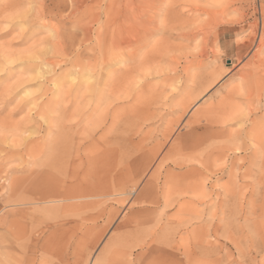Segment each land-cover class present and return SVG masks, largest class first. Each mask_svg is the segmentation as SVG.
Masks as SVG:
<instances>
[{
    "label": "rangeland",
    "instance_id": "rangeland-1",
    "mask_svg": "<svg viewBox=\"0 0 264 264\" xmlns=\"http://www.w3.org/2000/svg\"><path fill=\"white\" fill-rule=\"evenodd\" d=\"M29 2L0 0V38H39L16 15ZM67 2L43 0L61 17ZM72 2L81 19L63 23L64 55L44 57L54 75L29 81L31 102L0 108L13 133L0 137V264H89L117 234L112 264L220 259L251 233L249 258L264 257L261 136L250 131L264 115V0ZM240 106L249 117L235 139Z\"/></svg>",
    "mask_w": 264,
    "mask_h": 264
},
{
    "label": "snow or ice",
    "instance_id": "snow-or-ice-1",
    "mask_svg": "<svg viewBox=\"0 0 264 264\" xmlns=\"http://www.w3.org/2000/svg\"><path fill=\"white\" fill-rule=\"evenodd\" d=\"M213 6L220 7L222 5L217 4ZM77 7L78 6L73 3L72 0H68L63 9V16L61 17L59 14L53 15L47 13L43 0H31L21 11L16 13L17 16H21L22 18L30 17L35 20L33 29L36 31L39 38L32 40L31 43H28V39L22 37L21 33H18L17 36L13 37L11 40L0 38V59L4 61L0 63V76H7L9 73L13 74L9 77L10 83L6 86L5 91L0 94V108L7 109L11 106L12 110L15 111L16 107L22 102H31L33 99L37 98L36 92L32 90L35 85H29V81L42 82L48 75H54L53 69L47 66L44 57L49 52L58 56L64 55L60 47L63 23L72 22L73 24H77L80 21V14L76 11ZM21 32H23V29ZM40 33H43V35H40ZM14 41L19 42L14 43ZM72 58L71 55L64 56L65 62L70 61ZM36 64L40 65L41 71L36 72L34 75L26 74L25 65ZM54 67L59 68V64ZM74 82L75 80L73 79V83ZM68 90H71V85L68 86ZM240 94H244L243 84L240 86ZM233 115L238 118L236 120V126H234L232 130L233 137L239 139L241 130L244 129L245 123L248 122L249 111L246 107L240 106ZM24 118L25 117H21L22 120ZM259 133L261 136V143L258 146V151L262 166H264V120L260 121ZM12 134V131L8 130L6 125L0 124V137H9L12 136ZM9 144L11 147L20 146L15 142L14 138L9 141ZM252 147L255 148L257 145L253 142ZM235 150L237 152L241 151L238 146ZM12 166L13 165H9V167ZM219 166L220 165H218V167ZM261 222L264 224V216L261 217ZM222 223L226 229L231 230V224L223 220ZM152 227L155 226H151L147 231L151 232ZM254 240L255 233H251L247 238V243L243 240L236 241L234 245L235 251L233 253L221 250L220 259L213 260L202 258L197 264H264V257L259 260H254L250 259L248 256V253L253 247ZM260 240L262 245H264V229H262L260 233ZM261 250L264 251V247H262ZM21 264H27V262H21ZM39 264H46V262L41 260ZM97 264H100V261H97ZM107 264H112V262L109 261ZM117 264H135V261L125 255ZM149 264H161V262L152 260Z\"/></svg>",
    "mask_w": 264,
    "mask_h": 264
},
{
    "label": "bare ground",
    "instance_id": "bare-ground-1",
    "mask_svg": "<svg viewBox=\"0 0 264 264\" xmlns=\"http://www.w3.org/2000/svg\"><path fill=\"white\" fill-rule=\"evenodd\" d=\"M263 24V23H262ZM264 26V25H263ZM255 58V57H254ZM219 106H221V105H219ZM261 120H264V115H263V117L260 119V120H253V126L251 127V129H250V131L251 132H254L255 134H258V129H259V125H260V121ZM183 121V120H182ZM199 120H197L196 122H198ZM192 134H189V136H187V137H190ZM185 138V137H184ZM185 141H186V139H185ZM185 141H184V143H185ZM202 139H200V138H198V139H196V141H195V144L193 145V146H191V145H189V144H187V145H184V147H183V142H178L177 143V146L175 147V152H174V154H179L182 150H191L193 147L197 150L200 146H202ZM172 149V148H171ZM167 151V150H166ZM166 153V152H165ZM171 153H172V151H171ZM167 154V153H166ZM151 157H152V155H151ZM176 163V162H175ZM183 163V162H182ZM182 165V164H181ZM193 174H194V172H193ZM189 175V174H188ZM179 176V175H178ZM177 177V176H176ZM180 178V177H179ZM178 179V178H177ZM174 180V179H173ZM182 180V179H181ZM178 181V180H177ZM185 182H186V180H184ZM170 185L169 186H167V190L168 191H172V190H174L175 189V183L174 182H172V181H170V183H169ZM52 185V184H51ZM166 186V185H165ZM181 187V186H180ZM206 188V187H205ZM182 189V188H181ZM50 191V190H49ZM206 191H207V189H206ZM51 192V191H50ZM43 193V192H42ZM164 193H165V191H164ZM55 195V194H54ZM58 195V194H57ZM56 195V196H57ZM42 196V195H41ZM44 196V195H43ZM41 197V200H54V198H56V197ZM58 198H61L60 196H58ZM149 201H151V199L149 200ZM52 206V205H51ZM51 206H48L47 207V209L49 210V209H51L52 207ZM61 206H64V207H66L65 205H61ZM179 211H180V209H179ZM185 211V210H184ZM180 213H183V211L182 212H179L178 214H180ZM176 216V215H175ZM174 216V217H175ZM179 216V215H178ZM181 217V216H180ZM176 218V217H175ZM23 219H24V217H23ZM176 219H178V217L176 218ZM144 220V219H143ZM143 220H137L136 218L135 219H133V220H131V221H133V222H135V224H142L144 221ZM179 221H180V218H179ZM130 222V219H128V220H126L125 222H123V223H121L120 225H119V227H121V226H125L126 224H128ZM8 226V228H9V225H7ZM168 228H170V227H168ZM172 228V227H171ZM170 230H172V229H170ZM169 232V231H168ZM168 232H166V234H168ZM182 234V233H181ZM185 234V233H184ZM170 235V234H169ZM172 236V235H171ZM167 237V235L165 236V238ZM122 238V235L121 234H117V235H115V236H113L112 238H111V240H109V242L106 244V245H104L103 246V248H102V250H101V252H100V254H99V256H97L96 254H93L92 255V257H91V259H90V261H89V264H97V261H100V264H107V262H109V261H111V262H114V260L113 259H115V258H113L114 257V254H115V250L113 249L114 248V245L117 243V242H119L120 241V239ZM146 243V242H145ZM147 249V248H146ZM82 254V253H81ZM82 257H83V255H82ZM116 258H118L117 256H116ZM82 260V259H81ZM116 260V259H115ZM81 263V262H80ZM82 264V263H81Z\"/></svg>",
    "mask_w": 264,
    "mask_h": 264
},
{
    "label": "crops",
    "instance_id": "crops-1",
    "mask_svg": "<svg viewBox=\"0 0 264 264\" xmlns=\"http://www.w3.org/2000/svg\"><path fill=\"white\" fill-rule=\"evenodd\" d=\"M40 198H41V194H40ZM8 225H9L8 230L11 231V229H10V228H11V224H8ZM7 227H8V226H7ZM18 231H20V230L18 229ZM110 240H111V239H110ZM108 242H109V241H108Z\"/></svg>",
    "mask_w": 264,
    "mask_h": 264
}]
</instances>
